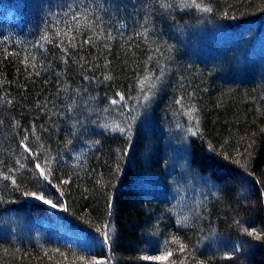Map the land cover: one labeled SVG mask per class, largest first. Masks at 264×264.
<instances>
[{
	"label": "trees",
	"instance_id": "obj_1",
	"mask_svg": "<svg viewBox=\"0 0 264 264\" xmlns=\"http://www.w3.org/2000/svg\"><path fill=\"white\" fill-rule=\"evenodd\" d=\"M191 3L0 0V264H264V0Z\"/></svg>",
	"mask_w": 264,
	"mask_h": 264
},
{
	"label": "snow or ice",
	"instance_id": "obj_2",
	"mask_svg": "<svg viewBox=\"0 0 264 264\" xmlns=\"http://www.w3.org/2000/svg\"><path fill=\"white\" fill-rule=\"evenodd\" d=\"M162 7H168L169 5L167 3H162L161 4ZM185 6H192V7H196V8H202V5L199 4V3H196V0H192V3L191 5H185ZM203 11L205 12H210L211 9L210 8H202ZM73 21L75 22V27H76V30L79 31L80 28H81V20L76 17V16H73ZM88 25L87 24H84V27H87ZM71 32H72V27L69 26L68 30L65 31V32H61V31H57L56 32V35L57 36H62V37H68L69 39V43H70V46L71 47H75V44L73 43V40H74V37L71 36ZM97 39H99V37H96ZM109 39H111L112 37L109 36L108 37ZM42 40H44L45 42H49L50 41V38L48 36H44L42 37ZM85 43H93V39L92 38H89V40L85 41ZM43 46V45H41ZM27 59V58H25ZM34 59V57H33ZM111 77H108L106 76L105 79H110ZM156 79H159V77H157ZM149 82V78L146 76L144 77L143 80L140 81L141 85H144V84H147ZM154 85H151L150 87H152ZM115 96L116 97H119V99H115L113 98L111 100V103L112 104H120L122 103L124 100H125V97L123 95H121L119 92L115 93ZM145 99H147V96H145ZM177 103H180V101H177ZM121 131H123V129H121ZM130 131V129H129ZM28 139L27 136L24 137V139L21 141V147L24 149L25 153H28L30 156H33L35 157V168L39 170V173L42 177H44L45 179L48 178V176L51 174L49 171H48V168L50 166V161L46 162L45 164H41L39 162V156L32 151L31 147L29 144H26L25 141ZM20 167H23V164L20 165ZM10 177H6V179H8ZM13 183H15V181H13ZM63 183H67V181H63ZM26 195H30V196H33L35 197L37 200H43V202L45 204H50L53 208L57 207V204L56 203H53L51 200H48V199H45V197L41 194H38V193H26ZM246 233L248 236H251V237H255L257 240H260L262 238H264V233H257L255 230H252V231H248L247 229H245ZM104 236H105V243L108 242V234L107 233H104ZM184 250V247L183 245L180 246V251L183 252ZM172 256V252H168L167 255H161V256H156V257H145L144 259L146 260H156V261H167L169 259V257ZM79 260L83 261L84 264H104L103 261L101 260H97V259H92V260H89L87 259L86 257H79L78 258Z\"/></svg>",
	"mask_w": 264,
	"mask_h": 264
},
{
	"label": "rangeland",
	"instance_id": "obj_3",
	"mask_svg": "<svg viewBox=\"0 0 264 264\" xmlns=\"http://www.w3.org/2000/svg\"><path fill=\"white\" fill-rule=\"evenodd\" d=\"M43 224L46 227H49V226L54 227L53 223L44 222ZM58 226H61V225H58ZM57 234L60 236L61 235L64 236L65 239L71 240L70 242H73V243L77 242L78 244L83 245V246H85V244H88L89 242V238H87L83 233L79 232L75 228L59 227Z\"/></svg>",
	"mask_w": 264,
	"mask_h": 264
}]
</instances>
